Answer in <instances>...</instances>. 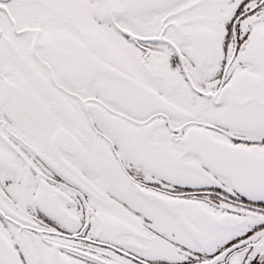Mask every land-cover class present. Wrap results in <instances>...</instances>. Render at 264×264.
Returning a JSON list of instances; mask_svg holds the SVG:
<instances>
[{
  "label": "snow or ice",
  "instance_id": "6c2138e0",
  "mask_svg": "<svg viewBox=\"0 0 264 264\" xmlns=\"http://www.w3.org/2000/svg\"><path fill=\"white\" fill-rule=\"evenodd\" d=\"M0 264H264V0H0Z\"/></svg>",
  "mask_w": 264,
  "mask_h": 264
}]
</instances>
